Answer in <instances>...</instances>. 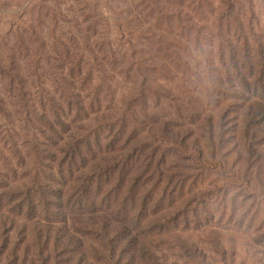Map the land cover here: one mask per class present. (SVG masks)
I'll return each instance as SVG.
<instances>
[{"label": "trees", "instance_id": "16d2710c", "mask_svg": "<svg viewBox=\"0 0 264 264\" xmlns=\"http://www.w3.org/2000/svg\"><path fill=\"white\" fill-rule=\"evenodd\" d=\"M222 3L211 56L189 68L199 92L191 119L174 126L184 117L176 104L161 133L136 116L135 96L127 109L107 105L111 86L90 88L93 73L47 87L24 74L20 56L0 55V264L237 261L234 234L204 223L213 197L187 191L196 177L205 192L237 200L255 189L254 170L263 184L264 14L254 0ZM139 61L145 97L144 67L154 65ZM178 164L189 170L177 173Z\"/></svg>", "mask_w": 264, "mask_h": 264}, {"label": "rangeland", "instance_id": "374dc122", "mask_svg": "<svg viewBox=\"0 0 264 264\" xmlns=\"http://www.w3.org/2000/svg\"><path fill=\"white\" fill-rule=\"evenodd\" d=\"M254 1L264 14V0ZM222 9V0H0V55L20 56L24 74L47 87L61 74L93 73L90 88L102 84L106 90L102 80L111 86L106 91L107 105L127 109L135 96L136 116L145 119L148 130L161 133L162 122L178 111L176 104L184 117L177 118L174 126L191 119L188 103L195 105L192 97L199 92L189 68L195 71L197 61L211 56L207 42L217 32ZM197 40H202L203 49ZM160 42L173 46L172 50ZM141 60L154 65L143 70L151 86L145 97L138 92L144 80L136 71V62ZM157 94L163 95L160 103ZM173 160L176 157L169 159ZM178 166L181 175L189 170L186 165ZM253 173L255 189L237 200L218 199L216 192H205L207 188L194 184L196 177L187 181V191L197 193L198 201L213 197L207 208H212L213 216H203L205 225L219 224L223 233L234 234L239 254L236 262L228 264H264V170L262 185L256 179L259 171ZM206 230L195 231L196 238L205 239Z\"/></svg>", "mask_w": 264, "mask_h": 264}]
</instances>
